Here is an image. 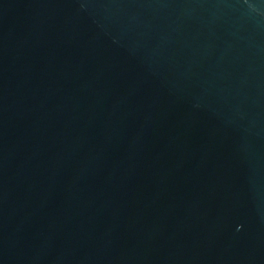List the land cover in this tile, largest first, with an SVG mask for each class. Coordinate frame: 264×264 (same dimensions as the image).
<instances>
[{
	"label": "water",
	"instance_id": "water-1",
	"mask_svg": "<svg viewBox=\"0 0 264 264\" xmlns=\"http://www.w3.org/2000/svg\"><path fill=\"white\" fill-rule=\"evenodd\" d=\"M264 89V0H210Z\"/></svg>",
	"mask_w": 264,
	"mask_h": 264
}]
</instances>
